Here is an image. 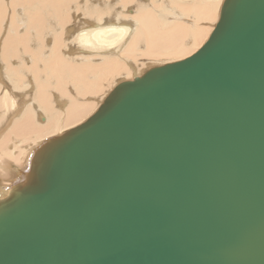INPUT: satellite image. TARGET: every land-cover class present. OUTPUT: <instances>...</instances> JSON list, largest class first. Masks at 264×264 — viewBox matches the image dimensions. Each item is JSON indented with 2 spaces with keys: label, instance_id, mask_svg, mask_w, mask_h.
<instances>
[{
  "label": "water",
  "instance_id": "95a60500",
  "mask_svg": "<svg viewBox=\"0 0 264 264\" xmlns=\"http://www.w3.org/2000/svg\"><path fill=\"white\" fill-rule=\"evenodd\" d=\"M227 2L193 55L34 153L57 151L0 208V264H264V0Z\"/></svg>",
  "mask_w": 264,
  "mask_h": 264
},
{
  "label": "bare ground",
  "instance_id": "6f19581e",
  "mask_svg": "<svg viewBox=\"0 0 264 264\" xmlns=\"http://www.w3.org/2000/svg\"><path fill=\"white\" fill-rule=\"evenodd\" d=\"M224 2L0 0V208L42 182L43 161L57 151H43L35 163L41 146L63 135L67 144L76 128L93 124L121 83L193 55ZM70 9L82 12L77 27L68 26ZM123 91L116 89L110 102Z\"/></svg>",
  "mask_w": 264,
  "mask_h": 264
},
{
  "label": "rangeland",
  "instance_id": "374dc122",
  "mask_svg": "<svg viewBox=\"0 0 264 264\" xmlns=\"http://www.w3.org/2000/svg\"><path fill=\"white\" fill-rule=\"evenodd\" d=\"M23 9H24L23 7H20V8H19V10H21V15H22V13H23ZM70 11H71V9L69 10V13H71V17H70V19H69L70 22H69V25H68V26H70V27H71V26H72V27H77V26H78L79 19H84V18L82 17L83 15L81 14L82 12H81V13H74L73 11H71V12H70ZM47 13H48V12H47ZM48 14H49V13H48ZM80 14H81L82 16H80ZM22 16H23V15H22ZM47 18L50 19V20L53 22V25H56V24H55V20H54L52 17L49 18V17L47 16ZM22 20H24L25 25H27V23H28V19H27V17L24 16V18H22ZM56 22H57V24H58V21H56ZM4 26H8L7 23H5ZM58 26H60V24H58ZM25 29H26V28H25ZM25 29H24V30H25ZM0 37H1V36H0Z\"/></svg>",
  "mask_w": 264,
  "mask_h": 264
},
{
  "label": "snow or ice",
  "instance_id": "6c2138e0",
  "mask_svg": "<svg viewBox=\"0 0 264 264\" xmlns=\"http://www.w3.org/2000/svg\"><path fill=\"white\" fill-rule=\"evenodd\" d=\"M225 7H228V5H225ZM222 22H223V20H222Z\"/></svg>",
  "mask_w": 264,
  "mask_h": 264
}]
</instances>
